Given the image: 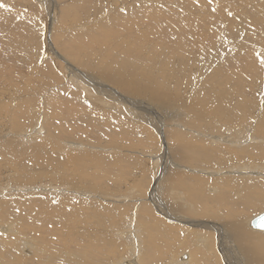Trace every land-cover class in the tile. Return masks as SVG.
Instances as JSON below:
<instances>
[{
    "label": "rangeland",
    "instance_id": "rangeland-1",
    "mask_svg": "<svg viewBox=\"0 0 264 264\" xmlns=\"http://www.w3.org/2000/svg\"><path fill=\"white\" fill-rule=\"evenodd\" d=\"M0 5V140L10 139L23 152L45 145L54 158L69 157V165L78 167L70 172L35 165L25 156L10 162L0 157V258L10 261L18 254L14 264H110L104 256L90 258L91 251L87 257L79 253L86 246L77 230L88 224L85 229L98 233L108 218L117 222L120 217L93 215L97 209L88 204L77 209L73 201L81 197L99 202L97 208L130 206L128 238L117 235L121 225L111 234L126 246L139 244L141 251L122 247L115 264L123 259L127 264H172L186 261L182 254L194 264H245L246 255L230 233L221 226L229 236L222 230L220 237L213 226L219 228L222 215L234 212L245 218L250 232H264L248 223L264 211V201L255 207L247 203L259 195L258 189L245 195L243 188L230 187L241 180L264 184V160L257 158L264 155V0H0ZM126 66L132 79L191 94L196 109L217 112L225 123L205 129L202 123L190 124L181 104H151L123 94L104 74ZM176 134L194 140L197 150L180 147L199 156L193 162L176 158ZM210 137L221 143H211ZM218 145L239 150L246 159L230 157L224 166L199 162L212 151L208 148ZM77 172L84 178L73 182ZM25 173L33 176L22 182L17 176ZM177 174L182 183L176 185ZM231 178L237 180H227ZM194 180L200 181V189ZM218 195L223 204L211 201ZM127 221L122 227L127 228ZM67 229L79 240H70ZM200 232L206 234L195 235ZM29 251L40 257L30 258Z\"/></svg>",
    "mask_w": 264,
    "mask_h": 264
},
{
    "label": "bare ground",
    "instance_id": "bare-ground-1",
    "mask_svg": "<svg viewBox=\"0 0 264 264\" xmlns=\"http://www.w3.org/2000/svg\"><path fill=\"white\" fill-rule=\"evenodd\" d=\"M53 11V10H52ZM52 16V15H51ZM221 47V46H220ZM65 60V59H64ZM69 64V63H68ZM155 66V65H154ZM197 68V67H196ZM77 70V69H76ZM151 70V69H150ZM78 71V70H77ZM177 71V70H176ZM130 72H131V69L129 68V66H126L125 68H113V70H112V72L111 73H106V71H105V73L106 74H104V75H106V76H104L103 75V72L100 74L101 76H104V77H106V80H108V81H110L111 83H114L117 87H119V88H121L123 91H125L126 93H123V94H128V95H132V96H136V97H141V98H144V99H147L151 104L152 103H158V104H160L161 102H163V101H165V102H169V103H174V102H176V103H178V104H181L182 106H184V107H186V109L184 110V112L185 113H187V117L189 118H191L192 120L190 121V124H194V125H196V126H199V124L200 123H202V128H205V129H212V127L213 126H211V124H214V123H217V121H219L220 123H225V121H224V117H222V116H220V114H218L217 112H216V114L215 113H212V112H207V110L206 109H196L195 107H194V105L193 104H195V103H193L192 102V98H191V94L190 95H184V94H182V93H176L177 91H176V89L174 88V86H173V90L174 91H172V90H164L163 88H162V85H161V83H157V84H155L153 81H151L150 79V81H148V82H143V80L142 79H140V78H138L139 80H137V79H132L133 77H130ZM155 72H157V71H155ZM81 74V73H80ZM160 74V73H159ZM185 74V73H184ZM159 76V75H158ZM197 76V75H196ZM160 79V78H159ZM88 80V79H87ZM148 80V79H147ZM182 80V79H181ZM144 81H146V80H144ZM92 82V81H91ZM183 82V81H182ZM167 83H170V82H167ZM94 84V83H93ZM110 84V83H109ZM175 84V83H174ZM189 84V83H188ZM171 86V85H170ZM179 87L180 88H184V86H181V84H179ZM97 88V87H96ZM98 89H100V87H98ZM178 89V88H177ZM185 90V89H184ZM109 91H115V92H117L114 88H110L109 89ZM181 91H182V89H181ZM115 94H117L119 97H118V99L121 101V102H123V103H125V102H127V104L129 103V101H127V99H125V98H123L124 97V95H122V94H120V93H115ZM216 94V93H215ZM260 94V93H259ZM208 95V94H207ZM238 96V95H237ZM203 97V96H202ZM241 97V96H240ZM134 99V98H133ZM220 99V98H219ZM216 100V99H215ZM199 101V100H198ZM245 102V101H244ZM226 103V102H225ZM134 104V106H136V103H133ZM166 104V103H165ZM197 104V103H196ZM244 104V103H243ZM132 105V104H131ZM157 105V104H156ZM167 105V104H166ZM199 105V104H198ZM232 105V104H231ZM154 106V105H153ZM159 106V105H158ZM136 107H140V104L139 105H137ZM205 107V106H204ZM208 107V106H207ZM232 107V106H231ZM183 108V107H182ZM212 108V107H211ZM148 109V108H147ZM150 109V108H149ZM227 109V108H226ZM236 109V108H235ZM136 110V109H135ZM141 110V109H140ZM154 110V109H153ZM223 110V109H222ZM230 110V109H229ZM145 111V110H144ZM242 111V110H241ZM219 112V111H218ZM231 112V111H230ZM134 113V112H133ZM143 113V112H142ZM232 113H233V111H232ZM231 113V114H232ZM263 113V112H262ZM261 113V114H262ZM150 114V113H149ZM218 114V115H217ZM225 114V113H224ZM241 114H243V113H241ZM260 114V113H259ZM260 114V115H261ZM245 116H243V117H250L251 119H252V117L251 116H248V114L246 115V114H244ZM237 118H239L240 116H236ZM263 117H264V115H263ZM232 119H235V118H233V117H231ZM260 118V117H259ZM249 119V118H248ZM247 119V120H248ZM250 119V120H251ZM148 120V119H147ZM237 120V119H236ZM253 120V119H252ZM226 122H228V121H226ZM235 123V122H234ZM252 123H255V119L252 121ZM257 123H259V122H257ZM236 124V123H235ZM17 126V125H16ZM19 126V125H18ZM261 126V125H260ZM264 126V125H263ZM62 128V127H61ZM161 128V127H160ZM214 128H216V124H214ZM256 128V127H255ZM263 129H264V127H263ZM19 130V129H18ZM237 131L239 130L240 131V129H236ZM264 134V133H263ZM262 134V135H263ZM2 138V137H1ZM211 138V137H210ZM47 139V138H46ZM186 140V141H185ZM232 140V139H231ZM9 141H10V139H9ZM9 141H7V139H6V141H5V139L4 140H0V157L2 158V160H5V162H10V160L11 159H13V157L14 156H25L26 158H27V160L29 161H32L35 165H48V166H50L51 168L53 167V168H55V169H60V170H63V169H66L67 168V170L68 171H70V172H75V171H78L77 170V168H76V166H71V165H69V162H70V158L68 157H66V156H62V157H57V158H54V156L53 155H50L49 153H48V151L44 148L45 147V145L44 146H41V145H34V146H31L28 150H27V152H23V151H21V150H23V149H21L20 150V147L18 148V146L16 145V144H14L13 142H9ZM46 141V140H45ZM176 145H177V147H176V152L174 153L175 155H176V158L177 159H179V160H183V161H191V162H193L196 158H198L199 156H195L194 155V153H192V155L191 154H189V153H186V149L185 148H187V147H189V148H191L192 150L191 151H194V150H197V146L196 145H194V140H189V141H187V139H182V138H179L178 137V135L176 134ZM211 143H213V142H215V143H221V142H219V141H217L215 138H211ZM222 141H227V140H224V139H222ZM229 141V140H228ZM230 142V141H229ZM45 143V142H44ZM59 143V142H58ZM178 143L181 145V146H179L178 145ZM231 143H234V141H232ZM237 143V142H236ZM34 144V143H33ZM36 144V143H35ZM41 144V143H40ZM43 145V144H42ZM48 145V144H47ZM230 145H232L233 146V144H230ZM179 147V148H178ZM180 147L181 148H183V147H185L184 149V151H182V150H180ZM205 147V146H204ZM204 147L203 148H200L201 150L203 149L204 150ZM218 147V148H217ZM252 147V146H251ZM49 148V147H48ZM178 148V149H177ZM208 149H211L212 151H210L209 150V152L208 151H205V152H208L207 153V156L205 157V154H204V157H203V160H201V159H198V160H200L199 162L200 163H206V162H208L210 165H214V166H216V165H223L224 166V164L226 163V162H228L229 160H231L230 159V157H234V159L235 158H239V159H246V158H244V156H243V154H242V152H240L239 150H235V149H232V148H230L228 145H227V147H226V145L225 146H223V145H218V146H214V147H211V148H208ZM232 149V150H231ZM252 149V148H251ZM253 149H255V147H253ZM257 149V148H256ZM258 150V149H257ZM264 151V150H263ZM29 153V154H28ZM73 153V152H72ZM245 153V152H244ZM252 153V152H251ZM254 153V152H253ZM257 153V152H256ZM69 155H71V154H69ZM186 155L188 156V157H186ZM73 156H74V154H73ZM72 156V157H73ZM248 156V155H247ZM251 156V155H250ZM20 157V158H21ZM56 157V156H55ZM166 157V156H165ZM252 157V156H251ZM255 157H256V155H255ZM16 158H18V157H14V159H16ZM26 158H24V159H26ZM257 158H259L260 160H264V155L262 156L261 154L259 155V157H257ZM206 161H205V160ZM238 159V160H239ZM17 160H19V161H22L23 159H17ZM79 160V159H78ZM91 160V159H90ZM92 160H93V158H92ZM253 160V159H252ZM255 161H256V159H254ZM182 161V162H183ZM248 161V160H247ZM250 161V160H249ZM258 161V160H257ZM2 162V161H1ZM27 162V161H26ZM25 162V163H26ZM86 162V161H85ZM112 162V161H111ZM197 162V161H196ZM3 163V162H2ZM29 163V162H28ZM89 163V162H88ZM93 163V162H92ZM163 163H166V161L165 162H163ZM233 163V162H232ZM5 164V163H4ZM76 164V163H75ZM94 165H95V163H93ZM18 165V164H17ZM16 165V166H17ZM19 165H21V164H19ZM18 165V166H19ZM226 165V164H225ZM236 165V164H235ZM248 164H246L245 166L243 165V167H249V166H247ZM1 166V165H0ZM23 166V164L21 165V167ZM25 166V165H24ZM23 166V167H24ZM30 166V165H29ZM91 166H93V165H91ZM161 166V165H160ZM207 166V165H206ZM213 166V167H214ZM162 167V166H161ZM236 167V166H235ZM238 167V166H237ZM20 168V167H19ZM26 168H28V167H26ZM26 168H24V169H26ZM39 168V167H38ZM49 169V170H52V169ZM90 168V167H89ZM164 168H165V166H164ZM32 169V168H31ZM88 169V168H87ZM237 169V168H236ZM261 169V168H260ZM2 170V169H1ZM80 170H82L81 168H80ZM84 170V169H83ZM220 170V169H219ZM10 171V170H9ZM23 171V170H22ZM21 171V172H22ZM32 171H34V169H32ZM36 171V170H35ZM38 171V170H37ZM47 171V170H46ZM163 171V170H162ZM27 172V171H26ZM29 172V171H28ZM48 172V171H47ZM62 172V171H61ZM65 172H66V170H65ZM84 172V171H83ZM94 172V171H93ZM216 172H218L217 170H216ZM221 172V171H220ZM15 173V172H14ZM23 173V172H22ZM31 173V172H30ZM30 173H25V174H22V175H18L17 176V178L18 179H20V181H22V182H24L23 180L24 179H26V178H31L33 175H31ZM59 173H60V171H59ZM84 173H86V171L84 172ZM89 173V172H88ZM162 173V172H161ZM175 173V172H174ZM172 174V173H171ZM12 175V174H11ZM26 177H25V176ZM243 175V174H242ZM37 176V174L35 175V177ZM41 177H42V175H40ZM84 176H85V174H84ZM86 176H87V173H86ZM89 176V175H88ZM87 176V177H88ZM179 175L177 174L176 175V185L177 184H180V183H182L180 180H181V178H179L178 177ZM4 177V176H3ZM10 177V176H9ZM91 178H94L93 176H90ZM184 177V176H183ZM188 177H190V176H188ZM34 178V177H33ZM65 178L67 179V177H66V175H65ZM80 178H84V177H81L80 176V173H74L73 175H72V180H73V182L75 181V182H77L78 180H80ZM97 178V177H96ZM13 179V178H12ZM11 179V180H12ZM22 179V180H21ZM85 179H86V177H85ZM84 179V180H85ZM184 179V178H183ZM187 179V178H186ZM185 179V180H186ZM189 179V178H188ZM232 179V178H231ZM241 179V178H240ZM259 179V178H258ZM15 180V179H14ZM30 179H27L26 181H29ZM93 180H95V179H93ZM228 181H231V182H235L237 179H232V180H230V179H227ZM226 180V181H227ZM166 181H168V180H166ZM184 181V180H183ZM225 181V180H224ZM225 181V182H226ZM226 182L225 184L226 185H228V186H230V184H229V182ZM82 182V181H81ZM85 182V181H84ZM83 182V183H84ZM89 182V181H88ZM88 182H87V184H88ZM102 182V181H101ZM249 184L252 182V181H247ZM4 183V182H3ZM16 183V182H15ZM60 183V182H59ZM96 183V182H95ZM194 183H196V185H199L198 186V188L200 189V187H201V184H200V181L199 180H194ZM240 183V184H239ZM248 183H246V181H244V180H241V181H238V182H236L235 184L236 185H232L231 184V188H243L244 190H245V195H249V191L251 190V189H253V188H257L258 190H257V194H259L256 198H255V200L253 201H249V202H247V203H250V205H252L253 207H255V206H257L260 202H263L264 201V184H263V181H261V182H253V183H255V184H253V186H252V184L251 185H249ZM38 184V183H37ZM76 184V183H75ZM75 184L73 183V185L72 186H75ZM85 184H86V182H85ZM92 184H93V182H92ZM155 184V183H154ZM31 185V184H30ZM94 185V184H93ZM98 185H100V184H98ZM83 187H85V186H83ZM91 188V187H90ZM93 188V187H92ZM98 188V187H97ZM106 188V187H105ZM70 189V188H69ZM79 190V189H78ZM81 190V189H80ZM99 190V189H98ZM153 190V189H152ZM156 190V189H155ZM230 190H232V189H230ZM157 191V190H156ZM252 191V190H251ZM84 192V191H83ZM152 192V191H151ZM150 192V194H153V193H151ZM183 193H186V191L185 192H183ZM183 193H182V195H183ZM191 193V192H190ZM223 194V193H222ZM262 194V195H261ZM14 195V194H13ZM55 195H57V194H55ZM71 195L72 194H70V196L69 197H71ZM80 195V194H79ZM82 195H84V194H82ZM182 195H180V196H182ZM15 196V195H14ZM60 196V195H59ZM62 196H63V194H62ZM76 196V195H75ZM189 196V195H188ZM13 197V196H12ZM42 197H44V195L42 196ZM150 197V196H149ZM25 198V197H24ZM57 198V197H56ZM63 198V197H62ZM72 198V197H71ZM81 198V197H80ZM80 198H78L77 197V199L75 200V201H73L74 202V204H75V207L77 208V209H79L78 207H82V208H84V206L85 205H87L88 204V206H94V207H92V208H95L96 207V209H97V211H94V209L92 210V211H94L93 213V215H99V214H108L107 216H115V218L118 216V217H120V219H119V221H115V222H112V221H114V220H112V219H110V218H108V223H107V225L105 224L106 222H103V220H102V224L101 225H99L101 228H98L99 229V231L100 232H93V231H90L89 229H85V228H87L89 225L88 224H86V225H84V229H83V226L82 227H79L80 228V232L77 230V233H79V234H81V239L83 238V241H82V245L81 246H86V248L85 247H83L84 248V250L82 249V250H80L79 251V253L82 255V256H88L87 255V253H89L90 251H91V254L93 255V256H89L90 258L91 257H97L98 255H99V257L100 256H104V257H106V259H107V262H109L110 264H115V262H114V260H116L115 259V257H117L116 256V254L118 253V250H119V252L120 251H122L121 249H122V247H125L126 246V244H125V242H118L117 240H116V238H114L113 236H112V234H111V232L113 231V229H116V228H118L119 229V227H120V225H121V229L119 230L120 232H119V234H117V235H121V236H123L124 237V239H125V237H126V239L128 238L126 235L128 234V227L129 226H131V222H130V220H125L126 218H127V213L129 212V209H130V206H128V205H125V204H120L119 205V207H114V206H112V204H106L105 205V208H97V204L99 203V202H97V201H92V200H89V199H85V198H83V199H85L86 201H84V200H82V199H80ZM193 198H195V195L193 196ZM74 199V198H73ZM72 199V200H73ZM101 199V198H100ZM180 199H182V198H180ZM197 199V198H196ZM199 199V198H198ZM28 200V199H27ZM34 200V199H33ZM71 200V201H72ZM1 201V200H0ZM30 201V200H29ZM46 201V200H45ZM61 201V200H60ZM64 201V200H63ZM211 201L212 202H214V203H216V202H218V203H222L223 204V202H222V197H220V195H218L217 197H214V198H212L211 199ZM5 202V201H4ZM23 202V201H22ZM38 202H40V201H38ZM174 202H175V200H174ZM182 202V201H181ZM244 202V203H243ZM242 203H241V205H243V204H245V202L246 201H243ZM1 203V202H0ZM13 203H14V199H13ZM28 203V202H27ZM26 203V204H27ZM41 203V202H40ZM44 203H46V202H44ZM50 203H52V204H54L53 202H50ZM153 203V202H152ZM21 204V203H20ZM41 204H43V203H41ZM62 204V203H61ZM60 204V205H61ZM65 204H67V203H65ZM136 204V203H135ZM144 204H146V203H144ZM180 204V203H179ZM156 205V204H155ZM7 206V205H6ZM9 206V205H8ZM44 206V205H43ZM54 206V205H53ZM154 206V205H153ZM33 207V206H32ZM52 207V206H51ZM58 207H60V206H58ZM62 207V206H61ZM138 207V206H137ZM152 207V206H151ZM158 207V206H157ZM166 207V206H165ZM179 207V206H178ZM241 207H243V206H241ZM247 207V209H248V207H249V205H247L246 206ZM1 208V207H0ZM42 208H44V207H42ZM41 208V209H42ZM63 208V207H62ZM91 208V207H90ZM91 208V209H92ZM144 208V207H143ZM181 208V207H180ZM40 209V208H39ZM48 209V208H47ZM86 209H87V207H86ZM95 209V210H96ZM108 209H110V210H108ZM158 209V208H157ZM156 209V210H157ZM1 210V209H0ZM5 210V209H4ZM43 210V209H42ZM45 210V209H44ZM85 210V209H84ZM131 210H132V208H131ZM138 210V209H137ZM136 210V211H137ZM8 211V210H7ZM51 212H52V210H50ZM50 211H48V212H50ZM54 211H56V209L54 210ZM68 211V210H67ZM88 211V210H87ZM90 211V210H89ZM139 211V210H138ZM162 211V210H161ZM229 211V210H228ZM33 212V211H32ZM40 212H41V210H40ZM84 212V211H83ZM141 211H139V213H140ZM262 212H264V211H262ZM28 213V212H27ZM60 213V212H59ZM65 213V212H64ZM77 213V212H76ZM79 213V212H78ZM85 213V212H84ZM89 213H92V212H89ZM144 213H146V211H144ZM149 213H151V212H149ZM162 213H164V212H162ZM189 213V212H188ZM240 213V212H239ZM54 214H56V213H54ZM74 214V213H73ZM80 214H82V213H80ZM79 214V215H80ZM142 214H143V212H142ZM160 214V213H159ZM158 214V215H159ZM62 215V214H61ZM147 216H148V218H147V220L148 219H152V215H151V217H150V214H146ZM162 215V214H161ZM165 215V214H164ZM215 215H217V214H215ZM34 216V215H33ZM72 216V215H71ZM88 216V215H87ZM125 216V217H124ZM136 216V215H135ZM140 216V215H139ZM187 216V215H186ZM223 216V219H222V221H223V225L221 224L220 226H219V228H216L215 226H213L218 232V235L221 237L223 234L221 233L222 232V230L224 231V228H225V230H227L228 231V233H230L229 235H230V237H231V239L232 238H234L235 240L234 241H236L239 245H238V247H239V249L241 250V252H243L245 255H246V259H245V257H244V261H245V264H248V262H250V264H264V232L263 233H254V232H250L249 230H248V228L246 227V220H245V218H241V217H239V218H237L236 217V215H235V213L233 212L232 213V215H230V213L228 212L227 213V215H222ZM256 216V215H255ZM19 217V216H18ZM48 217V216H47ZM50 217V216H49ZM60 217V216H59ZM68 217H70L69 215H68ZM93 217V216H92ZM97 217V216H96ZM101 217V216H100ZM123 217H124V219H123ZM169 217V216H168ZM84 218H85V216H84ZM129 218V217H128ZM134 218V217H133ZM142 218H144V217H142ZM146 218V217H145ZM165 218V217H164ZM171 218H173V217H171ZM175 218V217H174ZM253 218V217H252ZM252 218H250L249 220H248V223H249V226H250V220L252 219ZM78 219V218H77ZM92 219V218H91ZM94 219V218H93ZM114 219V218H113ZM153 219H154V217H153ZM166 219V218H165ZM164 219V220H165ZM186 219V218H185ZM71 220H72V218H71ZM75 220V219H74ZM74 220H72V221H74ZM80 220H82V219H80ZM112 220V221H111ZM133 220V219H132ZM146 220V221H147ZM161 220V219H160ZM38 221H43V219L42 220H38ZM125 221H127L128 223L126 224V227L127 228H124V227H122V225H123V223L125 222ZM134 221V220H133ZM144 221V220H143ZM142 221V222H143ZM167 221V220H166ZM165 221V222H166ZM181 221V220H180ZM53 222V221H52ZM56 223H57V221H55ZM69 222V221H68ZM59 223H60V221H59ZM58 223V224H59ZM63 223V222H62ZM75 223H76V220H75ZM101 223V222H100ZM138 223V222H137ZM149 223V222H148ZM157 223V222H156ZM158 223H160V222H158ZM169 223V222H168ZM181 223V222H180ZM182 223H184V222H182ZM220 223V222H219ZM9 224V223H8ZM74 224V223H73ZM79 224H80V222H79ZM85 224V223H84ZM90 224V223H89ZM144 224H145V222H144ZM143 224V225H144ZM170 224V223H169ZM175 224V223H174ZM174 224L173 225H171V226H173L174 227ZM177 224V223H176ZM185 224V223H184ZM5 225V224H4ZM7 225V224H6ZM11 225V224H10ZM20 225H21V223H20ZM36 225V224H35ZM69 225V224H68ZM82 225V224H81ZM142 225V226H143ZM181 225V224H180ZM193 224L191 223V226H192ZM94 226V225H93ZM148 226H150V225H148ZM156 226H158V225H156ZM170 226V227H171ZM183 226V225H182ZM203 226H205L206 227V224H204ZM221 226H224V228H222ZM18 227V226H17ZM68 227V226H67ZM92 227V226H91ZM95 227V226H94ZM107 227H111L110 229H107ZM172 227V228H173ZM178 227V226H177ZM185 227H187V226H185ZM251 227V226H250ZM22 228V227H21ZM24 228V227H23ZM62 228V227H61ZM73 228V227H72ZM75 228H77V227H75ZM89 228V227H88ZM132 228H133V226H132ZM150 228V227H149ZM192 228V227H191ZM252 228V227H251ZM32 229V228H31ZM63 229V228H62ZM101 229L103 230V231H101ZM183 229V228H182ZM197 229V228H196ZM213 229V228H212ZM252 229H254V228H252ZM4 230H6V227L4 228ZM94 230V229H93ZM96 230V229H95ZM130 230V229H129ZM137 230V229H136ZM135 230V231H136ZM141 230V229H140ZM147 230V229H146ZM202 230V229H201ZM255 230V229H254ZM256 230H258V229H256ZM26 231V230H25ZM64 231V230H63ZM90 231V232H89ZM145 231V230H144ZM178 231V230H177ZM183 231H185V229L183 230ZM207 231V230H206ZM16 232V231H15ZM65 232V231H64ZM63 232V233H64ZM67 232H68V234H70V236L72 237V232L73 231H69V229H67ZM67 232H65L66 234H67ZM89 232V234H87ZM130 232V231H129ZM13 233H14V231H13ZM18 233H20V232H18ZM118 233V232H117ZM137 233V232H136ZM135 233V234H136ZM215 233H216V231H215ZM37 234V233H36ZM61 234V233H60ZM67 234V235H68ZM85 234H87V235H85ZM134 234V233H133ZM183 234H184V232H183ZM197 234H206V233H196L195 235H197ZM222 234V235H221ZM189 234H187V236H188ZM224 235L225 236H229V235H227V233L224 231ZM223 235V236H224ZM21 236V235H20ZM43 236V235H42ZM61 236H63V234H61ZM60 236V237H61ZM69 236V235H68ZM133 236H135V238H136V235H133ZM171 236V235H170ZM31 237V236H30ZM53 237V236H52ZM57 237V236H56ZM77 237V239L79 240V235H75V237H72V239H70V240H75V238ZM117 237V236H116ZM216 237V236H215ZM2 238H4V237H2ZM130 238V237H129ZM140 238V237H139ZM203 238H204V240H206V238L204 237V235H203ZM224 238V237H223ZM16 239V238H15ZM200 239V238H199ZM12 241H13V239H11ZM64 240H65V238H64ZM135 240V239H134ZM138 240V239H137ZM218 240H220V239H218ZM16 241V240H15ZM68 241V240H67ZM67 241H65V243L67 244ZM140 241V240H139ZM224 241H225V239H224ZM71 242V241H70ZM134 242V241H133ZM220 242H222V240L220 241ZM7 243V242H6ZM10 243H11V241H10ZM20 243V242H19ZM53 243V242H52ZM57 243V242H56ZM63 243V242H62ZM83 243L85 244V245H83ZM216 243H218V241L216 242ZM2 244H4V243H2ZM9 244V243H8ZM24 244V243H23ZM22 244V245H23ZM26 244H28V243H26ZM59 244H61V243H59ZM69 244V243H68ZM73 244V243H72ZM102 244H103V246H102ZM221 244V243H220ZM228 244V243H227ZM10 245V244H9ZM75 245V244H74ZM73 245V246H74ZM135 245V244H134ZM134 245H132L133 247H129V245H127L126 247H127V250H129V249H131V252H135L136 254H138V252L139 251H141L140 249V247L136 244L135 246ZM165 245V244H164ZM222 245V244H221ZM225 245V244H224ZM7 246V245H6ZM14 246H16V245H14ZM66 246V245H65ZM72 246V245H71ZM205 246V245H204ZM3 246L2 245H0V248H2ZM8 247V246H7ZM58 247V246H57ZM59 247H61V246H59ZM70 247V246H69ZM80 247V246H79ZM226 247H228V246H226ZM216 248V247H215ZM223 248V247H222ZM60 249V248H59ZM63 249V248H62ZM65 249V248H64ZM93 249H95V251H92ZM154 249V248H153ZM1 250V249H0ZM7 250V249H6ZM9 250V249H8ZM11 250V249H10ZM17 250H19V248H17ZM133 250V251H132ZM190 250V249H189ZM12 251V250H11ZM39 251H41V250H39ZM49 251V250H48ZM65 251V250H64ZM86 251H89V252H87L86 253ZM219 251V250H218ZM225 251V250H224ZM3 253L5 252V249L2 251ZM32 251H29V253H30V255H29V257L30 258H32L33 256H35V258L37 257V256H39V255H37V254H33V253H31ZM59 252H62V251H60L59 250ZM76 252V251H75ZM93 252V253H92ZM220 252V251H219ZM6 253V252H5ZM121 253V252H120ZM183 253V252H182ZM25 254V253H24ZM33 254V255H32ZM65 254H67V253H65ZM18 254H15L14 256H12V258L10 259V261H8V260H5L3 257L2 258H0V264H14V262H16L14 259H15V257L17 256ZM79 255V254H78ZM118 255V254H117ZM120 255V254H119ZM132 255V254H131ZM222 255H223V253H222ZM42 256V255H41ZM47 256V255H46ZM56 256H57V254H56ZM140 256V255H139ZM183 256V257H182ZM242 256V255H241ZM40 257V256H39ZM48 257H50V259H51V256H49V254H48ZM54 257V256H53ZM60 257H62L61 256V254H60ZM124 257V256H123ZM243 257V256H242ZM8 258V257H7ZM44 258V257H43ZM63 258V257H62ZM98 258V257H97ZM121 258H122V256H121ZM132 258V257H131ZM179 258V257H178ZM180 258H184V259H186V261H183L182 260V262H183V264H188L189 263V257L187 256V255H184V254H182L181 256H180ZM179 258V259H180ZM206 258H207V256H206ZM40 259V258H39ZM46 259V258H45ZM56 259V258H55ZM86 258H84V260H85ZM123 259V258H122ZM129 259V258H128ZM136 259V258H135ZM178 259V260H179ZM42 260V259H41ZM66 260V259H65ZM80 260V259H79ZM87 260V259H86ZM89 260V259H88ZM94 260V259H93ZM105 260V259H104ZM241 260V259H240ZM8 261V262H7ZM38 261H40V260H38ZM43 261V260H42ZM67 261V260H66ZM91 261V260H90ZM135 261V260H134ZM191 261V260H190ZM243 261V262H244ZM41 262V261H40ZM45 262H48V261H45ZM56 262V261H55ZM61 262V261H60ZM85 262V261H84ZM87 262V261H86ZM85 262V263H86ZM89 262V261H88ZM87 262V263H88ZM118 262V261H117ZM127 262V260H124L123 259V261H121V262H119V263H117V264H124V263H126ZM173 262V261H172ZM181 261H176V263H172V264H181L182 263ZM51 263V262H50ZM58 263V262H57ZM64 263V262H63ZM96 263V262H95ZM103 263V262H102ZM105 263V262H104ZM103 263V264H104ZM138 263V262H137ZM38 264V263H37ZM48 264V263H47ZM52 264V263H51ZM92 264H94V263H92ZM98 264V263H97ZM127 264V263H126ZM189 264H194L193 263V261L191 262V263H189Z\"/></svg>",
    "mask_w": 264,
    "mask_h": 264
},
{
    "label": "water",
    "instance_id": "water-1",
    "mask_svg": "<svg viewBox=\"0 0 264 264\" xmlns=\"http://www.w3.org/2000/svg\"><path fill=\"white\" fill-rule=\"evenodd\" d=\"M261 217H264V212H261L260 214L254 216L251 220H250V226L254 229H258V230H264V228L259 227L258 225L261 222Z\"/></svg>",
    "mask_w": 264,
    "mask_h": 264
},
{
    "label": "snow or ice",
    "instance_id": "snow-or-ice-1",
    "mask_svg": "<svg viewBox=\"0 0 264 264\" xmlns=\"http://www.w3.org/2000/svg\"><path fill=\"white\" fill-rule=\"evenodd\" d=\"M0 6H2V5H0ZM121 11H123V9H121ZM228 15L232 16L233 14L231 12H229ZM261 64H262V66H264V60H261ZM53 202L55 203V201H53ZM258 226L264 228V217H261V222Z\"/></svg>",
    "mask_w": 264,
    "mask_h": 264
}]
</instances>
